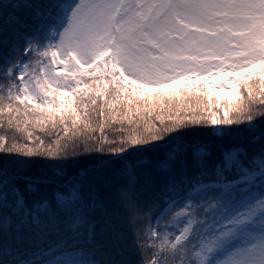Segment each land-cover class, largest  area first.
<instances>
[{"label":"trees","instance_id":"obj_1","mask_svg":"<svg viewBox=\"0 0 264 264\" xmlns=\"http://www.w3.org/2000/svg\"><path fill=\"white\" fill-rule=\"evenodd\" d=\"M64 2L0 0V137L6 142L32 146L41 143L52 146L57 141L71 146L64 149V155L55 157L0 150V177H16V186L26 201L33 194L25 192L24 177L51 178L38 184L39 194L51 195L53 190H61L57 181L100 160L108 161L110 166L126 160L134 170L161 162L176 169L181 159L191 161L195 149L201 147L204 150L201 157L211 165L222 158L228 147L247 142L249 133L244 132L245 123L241 119L250 117L258 127L264 125V110L256 100L257 96L264 98L263 90L254 97H241L244 105L230 113L232 122L227 132L216 135L211 131V103L206 90L188 87L141 93L113 83L105 72L83 76L73 89L52 88L39 80L42 98L29 107L15 75L5 77L2 66L6 59L21 57L20 50L27 39H39L46 22ZM17 20L22 23L17 24ZM218 105L223 107L226 103L220 101ZM197 117L198 122H188ZM176 119L184 124L165 131ZM237 119L242 124L233 123ZM261 143L264 141L256 145ZM123 191H134L135 195H121L120 204L114 189L97 187L99 197L114 214L118 239L106 237L107 242L102 241L99 248L79 253L69 250L60 259L86 261L89 257L107 260L109 264H153L155 256H159L156 264H180L181 258L189 253L182 252L184 242H193L192 247L198 244L199 239L192 238L190 229L188 236H181L170 245L164 242L166 237L169 241L172 235L184 231L179 220L173 221L177 217L182 219L180 212L184 208L178 205L182 200L166 203L162 191H144L138 186L132 190L125 185ZM28 252L11 239L10 233L0 238L3 264H13Z\"/></svg>","mask_w":264,"mask_h":264},{"label":"snow or ice","instance_id":"obj_2","mask_svg":"<svg viewBox=\"0 0 264 264\" xmlns=\"http://www.w3.org/2000/svg\"><path fill=\"white\" fill-rule=\"evenodd\" d=\"M113 6L105 0H66L63 12L67 22L62 32L71 34L73 21H78L85 11L89 15L103 14L106 20H110L108 14ZM216 6L211 0H145L139 6V12L130 7V19L139 28L159 29L162 24L174 25L177 21H201L206 10ZM16 23L22 21L17 20ZM198 120L197 117L188 122ZM183 124V120L176 119L165 131ZM70 147L60 141L52 146L42 143L32 146L6 142L4 137H0V150L21 154L55 157L64 155V149ZM231 152L242 154L243 160L221 158L209 165L197 153L191 161L181 159L176 169L161 162L136 170L126 160L118 166H110L108 161L100 160L81 168L75 175L57 181L61 190H53L51 195L39 194L38 190L39 183L48 182L51 178L24 177L25 192L33 194L27 201L16 186V177H0V238L6 232L10 233L18 246L29 250L13 264H61L60 258L69 254V250L73 253L88 251L99 248L102 241L107 242L106 237L112 240L119 237L114 214L99 197L98 185L114 189L120 204L121 195H135L134 191L124 193L123 187L127 185L134 190L138 186L144 191H162L166 203L188 201L181 205L188 212L178 223L183 224L187 236L190 229L192 238L199 239L197 248L208 250L203 264H213L210 260L212 250L229 239L234 229L249 221L254 214L264 217V199L253 202L241 213L230 217L225 215L228 204L242 193L235 172L244 168L248 173L247 179L252 180L256 177L255 166L259 163V179L264 182V143L247 148L239 145ZM261 227L264 228V224ZM257 256L259 259L255 258ZM232 257L218 259L214 264H264V241L253 248L233 252ZM88 264L109 262L97 258L88 261Z\"/></svg>","mask_w":264,"mask_h":264},{"label":"rangeland","instance_id":"obj_3","mask_svg":"<svg viewBox=\"0 0 264 264\" xmlns=\"http://www.w3.org/2000/svg\"><path fill=\"white\" fill-rule=\"evenodd\" d=\"M105 2L114 5L108 14L110 20L85 11L73 21L69 34L62 32L67 22L63 17L55 31L49 29L41 40L39 55L43 58L38 66L47 85L61 90L75 88L82 76L101 70L112 77L113 83L141 93L205 89L211 103V131L216 135L227 132L232 122L230 113L244 105L241 97H254L261 90L264 93V0H211L217 6L208 8L203 20L162 24L159 29L139 28L130 19V7L139 12L145 0ZM16 73L22 80L19 89L24 101L34 107L42 98L39 85L30 77L28 65H19ZM256 100L264 110V98L257 96ZM220 101L226 103L224 108L219 107ZM241 121L249 138L245 144L240 142L224 150L225 160H243L241 154L231 152L233 147L247 148L264 141V125L258 127L250 119ZM233 123L242 124L238 119ZM195 150L203 153L201 147ZM231 211L232 215L243 212L235 208ZM262 224L264 217L254 214L234 229L229 239L212 250L213 264L264 241ZM207 251L203 248L200 264Z\"/></svg>","mask_w":264,"mask_h":264}]
</instances>
